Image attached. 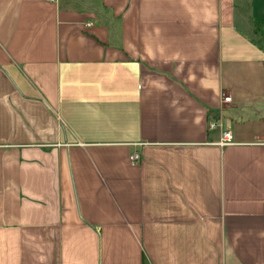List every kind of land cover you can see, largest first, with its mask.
<instances>
[{"label": "crops", "instance_id": "1", "mask_svg": "<svg viewBox=\"0 0 264 264\" xmlns=\"http://www.w3.org/2000/svg\"><path fill=\"white\" fill-rule=\"evenodd\" d=\"M0 264H264V0H0Z\"/></svg>", "mask_w": 264, "mask_h": 264}, {"label": "built area", "instance_id": "2", "mask_svg": "<svg viewBox=\"0 0 264 264\" xmlns=\"http://www.w3.org/2000/svg\"><path fill=\"white\" fill-rule=\"evenodd\" d=\"M231 99H232L231 96H225V98H224V100L228 101V102L231 101ZM219 122H220L219 120L214 119V120L210 121L209 127L215 128L216 126L219 125L218 124ZM234 142H235L234 141V134H233L232 130L222 127L221 138H220L219 143L222 146H225V145L232 144ZM129 158H130L131 162L139 163L142 161L143 156H142L141 152L135 151V152L130 154Z\"/></svg>", "mask_w": 264, "mask_h": 264}]
</instances>
